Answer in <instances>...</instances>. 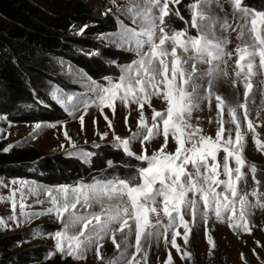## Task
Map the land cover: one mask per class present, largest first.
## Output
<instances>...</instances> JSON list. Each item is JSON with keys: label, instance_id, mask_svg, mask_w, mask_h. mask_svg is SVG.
<instances>
[{"label": "snow or ice", "instance_id": "obj_1", "mask_svg": "<svg viewBox=\"0 0 264 264\" xmlns=\"http://www.w3.org/2000/svg\"><path fill=\"white\" fill-rule=\"evenodd\" d=\"M110 2L116 6L114 15L120 18L118 31L99 39L132 53L133 59L119 65L115 78L104 77V83L85 74L90 94L86 98L65 93L56 99L69 115L80 113L82 131L88 109L94 105L113 134L112 146L139 163L126 165L131 171L125 176L75 184L49 186L0 177V188L8 189L7 195H0V203L10 204V214L0 215V230L54 215L59 229L30 232L33 237L46 234L54 240L47 260L59 254L62 260L84 261L94 252L99 264H148L149 249L163 239L170 245L164 264H175L172 249L182 264L192 262L190 239L201 221L206 242L214 250V238L207 234L210 219L235 232L251 234L253 210L264 209V173L257 175L256 165L245 156L248 133L257 151L264 153V141L249 108L257 91L264 97V8L257 9L247 0H228L230 20L220 0ZM177 6L183 7L187 18ZM111 11L109 8L105 15ZM174 19L184 26L176 27ZM88 27L84 25L78 34L83 35ZM233 33L237 43L230 50ZM257 76L262 77L258 86ZM221 80L231 81L238 93L236 100L228 101L216 91ZM154 99L164 107L157 110ZM213 101L218 125L214 137L192 122L194 113L205 106L211 109ZM118 103L127 110V138L115 134ZM133 105L138 113L135 131L129 124ZM146 106L150 117L145 115ZM105 109L111 111V118ZM2 119L6 117L0 116ZM92 122L97 124L95 118ZM42 127L36 123L33 135ZM98 134L104 140L109 132ZM63 136L71 148L67 156L87 160L93 155L77 147L66 127ZM159 138L163 143L149 153L146 145ZM170 140L175 145L172 151L168 150ZM134 142L141 145L139 153L133 151ZM13 147L0 151L8 153ZM249 173L254 182L250 191L245 186ZM105 241L115 249L112 256L102 254Z\"/></svg>", "mask_w": 264, "mask_h": 264}, {"label": "rangeland", "instance_id": "obj_2", "mask_svg": "<svg viewBox=\"0 0 264 264\" xmlns=\"http://www.w3.org/2000/svg\"><path fill=\"white\" fill-rule=\"evenodd\" d=\"M84 3V8L91 9V14L95 15L99 19L106 20L108 16H112L116 21V27L114 29H109V31L99 34H87L86 29L84 34H78L79 29L77 25L70 23L67 24L64 28L60 29L58 32L61 35V39L64 42V48H60L59 51L66 53L68 57L72 59H81L85 65H89L90 68L87 69L79 64L73 63L66 58H54L52 57L46 63V69L48 73V79L43 82L42 88L49 95V97L55 100L57 103L56 96L63 94H71L77 99L86 98L90 94L87 92L86 81L84 75L86 74L91 79L97 81L98 83H104V77L115 78L119 75L120 68L119 65H123L127 62H130L133 59V54L115 48L108 44L107 41H101L99 37L101 35H109L118 31V25L120 23V18L114 15L116 12V6H114L110 0H79ZM220 2L225 6V9L229 13V19L231 20V12L228 5V0H220ZM247 2L254 6L257 9L264 8V0H247ZM120 5L126 3V0H118ZM38 4L43 8V11L46 12L49 16H52L53 19H60L67 15H77L75 3L73 0H54L51 3L38 2ZM180 7V6H177ZM111 8L112 11L105 15L107 10ZM181 11V9H180ZM219 11V9H218ZM181 14L184 15L181 11ZM222 16L223 12L220 13ZM187 18V15L185 16ZM173 23L178 28H182L184 25L180 23L179 20L174 19ZM85 38L92 41H96L100 45V50H94L92 48L84 47L79 44H74L71 41V38ZM237 41L235 39V33L232 34V44L229 45V49L235 47ZM105 49H115L119 53L115 57H106L102 50ZM92 53H98V55H92ZM203 67V66H201ZM231 67V65H230ZM91 70V71H89ZM262 77L257 76L255 78V83L258 86L259 81ZM216 91L221 93L224 98L228 101H234L238 98L237 90L231 86L230 80H221L217 85ZM242 89H240V94L242 95ZM8 98V93L5 87L0 86V99L3 97ZM59 104V103H58ZM60 105V104H59ZM63 110L64 118L60 121H55L52 123L47 122H12L7 114H1L0 116L6 117V119L0 120V141H3V148L8 145H14V147L27 148V147H37L40 151L46 152L49 155H55L57 153L66 152L71 150L68 141L63 136V129L66 127L69 135L72 140L76 143L79 149H83L85 152L92 153L87 160L73 156L74 163H80L83 165L84 174L79 177H63V174L57 172V175H53L50 171L44 168L39 162L31 164H22V165H12L4 167L5 170H2L0 167V177L10 181L12 178L25 179L29 182L37 183L40 185H49L55 186L59 184H75L77 182H91L94 178L100 179L103 177H110L112 175L119 174L120 176L128 175L131 171L130 168L126 167L128 164H138L139 162L127 157L123 154L124 159L115 162L112 158L107 159L105 167H93L92 161L93 158H96V152L99 153V150L106 145H113L114 138L112 132L107 128V124L103 117L100 115L97 108L93 105L88 109V114L85 116V125L83 131L81 130L80 122L78 116L80 113H75L74 115H69V110L64 106L60 105ZM153 106L160 110L164 107L160 100L154 99ZM251 111V117L259 127L257 131L260 133V138L264 141V97L261 96L260 92L257 91L254 96V100L249 104ZM82 109V106H81ZM105 112L111 118V111L105 109ZM127 110L123 105L117 104V115L113 121L115 126V134L121 136L122 138H127L130 135V131L125 127L124 116L126 115ZM259 112V115L257 113ZM145 115L151 116V110L145 108ZM217 109L215 108V101H213V106L209 109L207 106L204 107V110L201 112L194 113L193 122L198 124L202 129L205 135L215 136L217 131L216 123ZM96 119L97 124L93 125V119ZM199 118V119H197ZM138 113L136 106H132L131 116L129 118V124L131 126V131H135L137 127ZM225 119L227 115L225 114ZM212 121L209 123V121ZM36 123H41L44 125L42 129L35 135H33L34 126ZM55 124V128H49L46 125ZM109 132V135L106 139L101 140L98 133ZM247 144L245 156L250 163H254L258 169V175L264 173V153L257 151L254 141L251 139V133L247 134ZM163 143V139L159 138L147 146L149 153L156 150ZM61 145H64V148H61ZM94 145H100V147H94ZM13 147V148H14ZM113 147V146H112ZM133 151L139 153L141 151V145L138 142H134ZM175 147L174 143L170 140L169 148ZM119 150L117 148H114ZM98 150V151H97ZM121 151V150H119ZM122 152V151H121ZM123 153V152H122ZM100 154V153H99ZM101 155V154H100ZM111 161L109 164L108 162ZM84 166L88 169L85 170ZM250 173L248 174V179L246 187L251 190L253 186V180L250 178ZM8 189L0 188V195H7ZM251 198V197H250ZM32 199L29 200V203H32ZM40 206H35L36 210H39ZM44 207H47L45 205ZM254 214L251 216L252 230L251 232L263 233L264 225L260 223L261 219L264 216V209H254ZM10 214V204L9 203H0V215L7 216ZM261 224V225H260ZM263 225V226H262ZM44 229L46 233L53 232L56 229L60 228V224L56 221L54 215L43 216L38 219L33 220L31 223L24 224L21 227H16L12 225L11 230H0L6 235L10 234H20L23 239L16 242L13 245V250L17 255H24L29 253L33 261L29 262H16V264H38L39 260H46V253L54 248V240L49 235H40L31 236L30 232L33 229ZM208 233L213 236L216 228H221L224 231L226 230L234 243H230V248L226 251L227 259L230 261V264H262L264 262V248L257 249L252 248L250 243L249 245L243 244V240L246 238L247 233L235 232L229 228L225 223L217 222L213 219H210L207 225ZM237 234V235H236ZM225 238L224 236H222ZM206 233L203 226V222L199 223V226L194 229V234L190 239L189 250L194 254V261L188 262L185 261L183 264H215L214 258L216 254L220 251L219 242L215 241L216 248L213 250L210 245L206 242ZM134 241V237H133ZM220 241V240H219ZM252 242V241H251ZM178 243H182L180 238H178ZM170 249V245L166 246L163 239L157 243H153L149 249V260L148 264H164L166 253ZM255 249V254L253 252ZM130 252L132 249L129 250ZM115 252V249L110 241L104 242V247L102 249V254L104 256H112ZM172 255L175 259V264H182L179 256L176 254L175 250H171ZM243 254V258L242 255ZM56 256H60L57 254ZM1 257V256H0ZM224 257V256H223ZM259 257V259L257 258ZM225 258V259H226ZM71 259L66 258L64 260ZM63 260V261H64ZM72 260V259H71ZM75 264H99V261L96 259V256L93 253H89L88 258L84 261H74ZM225 260L226 264H229ZM2 264V263H0Z\"/></svg>", "mask_w": 264, "mask_h": 264}, {"label": "trees", "instance_id": "obj_3", "mask_svg": "<svg viewBox=\"0 0 264 264\" xmlns=\"http://www.w3.org/2000/svg\"><path fill=\"white\" fill-rule=\"evenodd\" d=\"M53 1L0 0V86L5 87L8 93V98L4 96L0 99V113L7 114L12 122L52 123L65 117L62 107L42 88L43 82L48 79L46 63L52 57H62L87 69L90 66L81 62V59H72L65 52L59 51L65 47L58 32L60 29L70 23L77 25L78 28L89 25L86 29L87 34H99L116 27V21L112 16H108L106 20L99 19L91 14L90 8L83 9L84 3L79 0H73L77 15L53 19L38 4ZM180 9L186 16L187 13L182 6ZM71 41L100 50V45L96 41L77 37L71 38ZM102 52L106 57H115L119 53L115 49H105ZM3 144V141H0V149H3ZM66 152L49 155L37 147H14L8 153L0 151V167L5 170L6 166L39 162L54 176L57 172L62 173L63 177L70 178L84 174L83 163H74L73 158L67 156ZM99 153L96 152L98 157L93 158L92 168L105 167L107 159L110 158L115 162L124 159L123 153L113 149L111 145L101 148ZM84 169L88 168L84 166ZM22 239L20 234L6 235L0 232V263L16 264L34 260L30 258L29 253L17 255L14 252L13 245ZM214 263L226 264L220 251L216 254ZM38 264L75 263L71 259L63 261L60 256H54L51 260L41 259Z\"/></svg>", "mask_w": 264, "mask_h": 264}, {"label": "crops", "instance_id": "obj_4", "mask_svg": "<svg viewBox=\"0 0 264 264\" xmlns=\"http://www.w3.org/2000/svg\"><path fill=\"white\" fill-rule=\"evenodd\" d=\"M172 150H174V147H170V151H172ZM250 178H251V175H250ZM260 223L264 225V216L261 219ZM262 231H263V233L251 232V234H246V238L243 240L244 241L243 244L249 245V243H250L252 245L254 243L250 247L257 248V249L264 248V229ZM222 236H224L225 238H223ZM213 238L215 241H218L220 243L219 244L220 252L222 253V255L224 256V259H225L227 257L226 251L230 248V243H232V245L234 244L232 242L228 232L226 230L224 231L221 228H216L214 231V234H213ZM257 242H259V243H257ZM225 260L228 261L227 258ZM228 263L230 264V261H228Z\"/></svg>", "mask_w": 264, "mask_h": 264}, {"label": "built area", "instance_id": "obj_5", "mask_svg": "<svg viewBox=\"0 0 264 264\" xmlns=\"http://www.w3.org/2000/svg\"><path fill=\"white\" fill-rule=\"evenodd\" d=\"M192 122H193V121H192ZM193 124H196V123L193 122ZM250 199H251V198H250ZM257 210H259V209H257ZM214 220H215V219H214ZM229 228H230V227H229ZM237 233H238V232H237ZM240 233H241V232H240ZM236 235H237V234H236Z\"/></svg>", "mask_w": 264, "mask_h": 264}]
</instances>
